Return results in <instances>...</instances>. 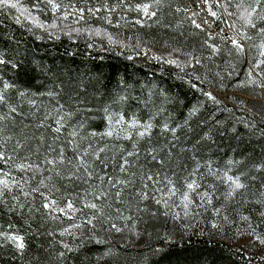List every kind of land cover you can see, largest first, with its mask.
Segmentation results:
<instances>
[{"label":"trees","instance_id":"trees-1","mask_svg":"<svg viewBox=\"0 0 264 264\" xmlns=\"http://www.w3.org/2000/svg\"><path fill=\"white\" fill-rule=\"evenodd\" d=\"M54 2L60 5L55 11L45 0H19V11L15 10L22 19L13 14V9H0V58L9 62L0 65V87L2 81L16 85L6 95L22 113L15 116L14 123L5 122L7 127L3 135L13 137L8 154H12L11 145L16 139L39 137L41 132H47L46 128L34 126L49 112L54 115L57 101L66 109L74 110L78 106L92 109L90 113L82 112L74 118L75 125L84 116L90 117L85 129L81 130L83 134L106 129L101 109L108 105L111 112L126 114L128 118L135 116L141 121L151 119L156 125L152 131V144L146 142L147 138L139 143L141 163L148 147H159L172 140L171 133L161 134L160 126L164 123L170 127L182 125L177 131L179 147L194 146V151H174L176 159L166 174L177 181L179 187L199 162L200 172L193 178L202 185L198 191L212 193V203H205L185 216L182 207H177L179 196L172 197L171 214L165 216L168 209L154 201L138 204L133 200L130 206L127 199L123 204L110 200L108 203L113 206L108 208L104 204V218L87 224L86 217L92 215L90 210L70 213L71 219L60 216L58 220H51L30 212L31 198L26 200L23 196L15 203H25V207L9 211L13 203L9 195L8 203L0 205V233L5 234L0 235V264H264L262 259L246 256L230 245L240 235L259 241L264 239V169L258 170L264 165V100L245 101L230 94L226 101L211 92L219 101L216 103L203 94L209 92V88L229 92L241 87L247 78L249 64L258 60V50L242 57L228 55L230 45L217 38L218 33L224 34L221 30L227 22L221 8L216 6L217 0H208V4L202 2L205 11L200 10L198 0H164L159 6L154 0ZM143 4H151L150 11L157 15L142 17V11L136 10V6ZM249 6L253 7V0H232L227 10L236 28L252 37L251 44H257L261 40L257 31L247 27L241 18V13ZM176 7L188 11L176 13ZM66 8L80 12L79 19L74 14L68 15L66 21L54 17V14L65 16L62 13ZM209 8L220 18L212 17ZM194 12L199 13L194 18L202 22L206 12L209 23L217 32L211 34L210 42L218 45L221 52L211 59H208L211 50L204 46L209 33L206 28L204 31L196 29L187 19ZM106 23L112 25L106 28V33L113 35V38L109 37L112 42L131 43L133 40L140 45L139 51H135L140 54L128 59L131 57L128 51L134 50H118L112 43L103 49L106 44L96 41L99 34L96 32H99L98 24L104 26ZM255 23L264 27L258 19ZM40 25L45 31L42 34L36 29ZM141 46L166 51L175 56L173 59L179 64L166 63L168 57L164 54L160 56L162 60L153 59L155 56L150 53H141ZM193 56L201 63L195 64ZM12 64L17 67L13 68ZM192 84L197 87L193 88ZM256 90L242 89L259 97ZM19 91H27L29 95L20 97ZM48 92L56 93V98L46 95ZM120 97L127 99L121 101ZM29 100H35V105L29 104ZM243 104H249L250 108ZM0 111L7 112V108ZM49 123H52L51 117L45 121V124ZM206 133L209 138L202 139ZM89 142L94 148H106L103 155L109 157L110 167L115 163L111 158H119L121 146L133 150L132 141L124 139L90 137L84 141V146L87 147ZM36 143V140H29L20 155H29L28 145L34 149ZM30 159H36L34 153ZM207 165L221 176L231 169L229 174L241 176L246 187L234 197L226 198L228 186L208 175ZM0 168L9 171L10 166L0 163ZM149 168L153 172L158 170V166L149 165ZM173 170L176 176L172 175ZM11 174L18 180L31 175L14 168ZM53 183L66 193L73 192L71 187L64 188L67 181L54 180ZM28 186H36V183L30 181ZM83 191V185L75 189V192ZM145 206L148 212L136 210ZM77 207L81 205L77 204ZM116 208L121 209L123 218ZM216 209L220 210L218 214ZM154 212L157 214L153 215ZM177 213L179 216L173 218ZM113 223L121 231L112 229ZM74 224L81 227L73 228ZM214 224L217 227H213ZM65 228L69 232L60 235ZM49 232L51 236L47 235ZM8 234L24 237L23 252L6 239ZM65 243L73 251L64 248ZM61 252L63 257L59 255Z\"/></svg>","mask_w":264,"mask_h":264},{"label":"snow or ice","instance_id":"snow-or-ice-1","mask_svg":"<svg viewBox=\"0 0 264 264\" xmlns=\"http://www.w3.org/2000/svg\"><path fill=\"white\" fill-rule=\"evenodd\" d=\"M45 2L51 5L53 11L60 7L59 4L55 3L54 0H45ZM204 4H208V0H202ZM232 0H218L217 7L224 6L225 10L228 9ZM19 0H0V9H17ZM164 0H154L155 5H162ZM256 7L244 9L241 13V18L247 27L257 31V35L261 38L259 45H252L256 47L259 53V57H264V27H259L255 20H259L264 24V0H253ZM151 4L137 5L136 10L143 11L149 18L157 15L155 11H150ZM239 7V5H238ZM82 11V10H81ZM176 13L187 12V8L176 7L174 9ZM209 14L212 17L219 19L217 12L212 11L209 8ZM231 15V13H229ZM198 12H194L187 19L191 21V24L196 28L204 31V25L211 26L209 21L205 19L203 25L197 23L195 16H198ZM17 19V23H19ZM140 23V21H137ZM232 27L235 29L234 33L229 36L227 34L220 35L221 39L225 40L230 47L228 48V55L232 56L235 54L238 57H242L246 52L245 41H251L252 37L245 31H241L236 28L233 24ZM213 36L208 35L204 41V46L211 50V57L220 54L221 48L215 43H211ZM132 59V57H128ZM156 60H162V57H153ZM195 64H200L201 60L192 57ZM168 64H179L176 59L165 60ZM9 63L8 61L0 58V65ZM264 66V59H258L253 63L252 68L248 70V81L247 83L255 84L264 87L253 77V71L255 69H261ZM12 67H17L16 64H12ZM183 70V69H182ZM231 74V73H229ZM259 75H264V69H261ZM197 80L200 78L197 76ZM193 88L197 87L196 84L191 85ZM15 84L9 83L8 81H2V87H0V109L6 107L7 112L0 111V163L3 165H9V171H4L0 168V205L8 203L7 197L11 195V201L13 202L9 207V211H13L15 208H24L25 203H15L20 200L23 196L31 198L30 201V212L40 213L44 217L51 220H58L60 216L72 218L71 214L77 212H83L85 209L90 210L92 215L86 217L87 224H93V221L104 218V204H107L108 208H112L113 204L108 203L112 201L116 204H123L127 199L128 204L131 206L132 201L135 200L138 204L148 201H154L156 205H162L168 211L164 212L165 216L171 214L172 205L170 199L172 197L179 196L180 202L177 207H182L184 215L188 216L195 208L202 207L204 204L212 203V193L207 190L198 191L202 185L197 179L193 177L200 172L201 165L197 162L196 168L189 173L188 176L184 177L183 182L177 187V181H174L172 177L168 176L166 172L171 169L172 163L176 159L174 151L179 152L194 151L193 148H181L179 147L180 137L177 135L178 128H182V125L176 127H170L168 123H164L159 127L161 134L171 133L172 140L168 143L163 144L159 147L152 145L148 147L144 153V161L141 163V152L139 149L140 141H145L148 144H152V131L156 125L150 120L141 121L135 116L128 118L126 114L115 113L109 110V106L105 105L101 109L104 113L103 119L107 123V127L103 132H97L95 130L83 134L81 130L85 129L86 122L90 119L89 116H84L78 124H73L74 118L82 112L90 113L92 109L84 107H76L74 110L66 109L65 105L60 104L57 101V107L53 112H49L44 116L43 120L35 125L37 129L46 128L47 132H41L39 137L32 136L26 139H16L11 145V155H9L8 145L13 141L12 136H4L3 133L7 124L5 122H15L16 115H22L18 112L16 106H13L7 92L10 89H14ZM205 96L213 100L216 103V98L211 92H204ZM20 97L29 95L27 91H19ZM32 95H36L33 93ZM40 95H44L41 93ZM46 95L56 98V93L48 92ZM127 97H120L121 101H125ZM29 104L35 105V100H29ZM194 114V112H193ZM52 118V123L45 124L49 118ZM71 128V131H69ZM50 136V142H49ZM109 137L116 139H124L132 141L131 151L126 150L121 146L120 156L117 158L113 156L111 159L115 163L110 167L109 157L103 155L106 151L105 147L94 148L92 143L89 142L87 147L84 146V141L90 137ZM209 136L206 133L202 139H208ZM29 140H36V146L33 149L31 145H28L29 155H20V150L25 148V145ZM199 143V142H198ZM35 154L36 159L33 161L30 159L31 154ZM195 159V157H193ZM16 160H20L16 163ZM92 161L91 163L89 161ZM98 162V166L97 163ZM149 165L153 167L158 166V170L153 172ZM208 167V175L221 180L222 183L228 186L229 191L226 193V198L234 197L241 189H244L246 185L242 182L241 176L229 174L231 169L225 171L221 176L218 171H214L210 165ZM15 169L20 172L31 173L27 179H16L11 174V169ZM264 169V165H260L258 170ZM172 175L176 176V172L173 170ZM202 178V177H201ZM54 180L67 181L64 185L67 189L71 187L72 193H66L62 191L61 187H57ZM30 181H34L36 186H28ZM84 186L83 192H75V189ZM28 186V187H26ZM14 188L19 189L18 192L14 193ZM128 193L127 197L125 193ZM195 197V198H194ZM91 198V199H89ZM197 199L199 203H197ZM80 204L81 207H77ZM138 212H148L147 206L144 208L137 207ZM219 209H216L217 214ZM116 212L122 217V211L116 208ZM156 215L157 213H152ZM264 215V213H262ZM179 213L176 214L177 218ZM123 218V217H122ZM125 219H131L126 217ZM227 219V217H225ZM243 219H248L243 217ZM73 228H80L81 225L74 224ZM217 227V225H213ZM111 228L116 231H121L115 223L111 224ZM69 229L65 228L60 235L68 233ZM0 235H5L0 233ZM47 235L51 236L49 232ZM6 239L11 241L17 250L23 252L25 249L24 237L15 234L6 235ZM98 243L100 241H97ZM170 243H173L169 239ZM261 243H264V239H261ZM69 252L73 249L68 245L64 244ZM61 257L64 253H59Z\"/></svg>","mask_w":264,"mask_h":264},{"label":"rangeland","instance_id":"rangeland-1","mask_svg":"<svg viewBox=\"0 0 264 264\" xmlns=\"http://www.w3.org/2000/svg\"><path fill=\"white\" fill-rule=\"evenodd\" d=\"M217 2H218V0H217ZM198 6H199L200 10L205 11V6L203 5L201 0H198ZM253 7H256V5L254 3H253ZM96 8L100 9L101 7L99 5H96ZM220 8L222 10V13H223L225 20L227 21L226 26H224V28H222L221 31L224 34L231 36L234 33L235 29L232 27L233 23H232L231 16L229 14L230 12L228 10H225L223 5H221ZM13 12H14L13 14H15V16H17L19 19H22V17L19 15V13L15 9H13ZM62 14H65V16H63V15L60 16V15L54 14V17L57 18L58 20L66 21L67 18L69 17L68 15L74 14V15H76V19L77 18L79 19L78 16L81 15L80 12H73L70 8L64 9V12ZM206 15L207 14L205 12V18L208 20V16H206ZM142 17L147 18L148 16H146L144 14V12L142 11ZM195 20L197 21V23H200L203 25L202 21L197 20V18H195ZM102 25L103 24L97 25V28H99L97 30L99 32H96V33H99V34L97 35L96 41L101 43V44H103V43L106 44V46L103 47V49L106 48L107 46H111V43H112V45H114V47H117L118 50H122L125 48L130 49V50H134V51H128V53L130 54L131 57H136L137 55L140 54V53L135 52V51H139V49L137 47L140 45L138 43L133 42V40L131 43L123 42L121 40H117L115 42H112L109 39V37L113 38V35L106 33V28L111 27L112 25L110 23H106V24H104V26H102ZM262 26L263 25H260L259 27H262ZM205 28L209 34H214V32H211V29H210L211 26L209 27L208 25H204V29ZM36 29L40 32L39 34H42L45 32L44 27L42 25H40L39 27H36ZM217 38H219V40H222L220 35H217ZM116 39H119V38H116ZM119 41H121V42H119ZM244 43H245V47H246L245 55H249V53L254 52L255 49H257L256 47H253L252 45H259L261 43V40L257 44H255V43L251 44L249 41H245ZM160 49L166 50L165 48H160ZM255 52H257V51H255ZM141 53H150L152 56H155V57L156 56L160 57V56H163L162 54H164L168 57V59L176 58L175 56H171L170 54L166 53V51H155V50H152V49L145 47V46H141ZM173 53H176V52H173ZM259 58L264 59V57H259V53H258L257 59H259ZM249 65H250L249 69H251L252 65L251 64H249ZM261 69H264V66H261ZM261 69H255L253 71V77L257 81H259L261 84H264V75L258 74L261 72ZM247 81H248V75H247L246 80L244 81V84L241 87L235 88L233 91L223 92V91H218V90L213 89V88H209L208 91L217 94L222 100H226V101H228L226 96L230 95V94L232 96H239L240 98L244 99L245 101H249L252 99L256 100V101L264 100V87H261V86L255 85V84L247 83ZM256 88L258 89V92L260 94L259 97L253 96V95H250L247 93V91L248 92L255 91ZM242 89H246L247 91L244 92V91H242ZM243 105L245 107L250 108L249 104L248 105L243 104ZM230 245H232L235 249L244 252V254L246 256H252L253 255V256H256L257 258L262 259L264 261V244L261 243V241H259L257 239H254L251 237L248 238V237L240 235L239 237L233 239V241L230 242Z\"/></svg>","mask_w":264,"mask_h":264},{"label":"built area","instance_id":"built-area-1","mask_svg":"<svg viewBox=\"0 0 264 264\" xmlns=\"http://www.w3.org/2000/svg\"><path fill=\"white\" fill-rule=\"evenodd\" d=\"M211 32H214V34H216L217 32H216V30L214 29V28H212V26H211Z\"/></svg>","mask_w":264,"mask_h":264}]
</instances>
